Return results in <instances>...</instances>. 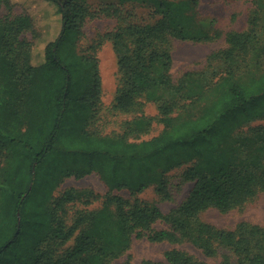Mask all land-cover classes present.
Returning a JSON list of instances; mask_svg holds the SVG:
<instances>
[{
    "label": "trees",
    "instance_id": "1",
    "mask_svg": "<svg viewBox=\"0 0 264 264\" xmlns=\"http://www.w3.org/2000/svg\"><path fill=\"white\" fill-rule=\"evenodd\" d=\"M52 1L62 16V29L46 44L44 61L36 64L33 43L21 36L36 29L33 19L3 12V7L11 9L15 3L0 0V264H114L135 239L144 236L151 241H190L206 256L220 255V264H264V225L241 221L229 229L200 217L209 208L222 212L241 208L264 193V125L251 127L235 144H228L243 125L264 117V72L245 82L226 76L218 96L199 114L175 120L171 113L178 102L162 100L158 89L180 91L193 75L186 73L173 82L171 40L209 41L219 33L213 20L200 16L202 0H153L154 8L147 14L127 12L126 25L114 35L129 41L126 53L119 55L122 85L114 107L142 110L146 101H155L164 128L140 142L95 135L84 125L92 113L91 96L99 90L100 76L96 66L76 50V39L70 38L87 17L123 15V8L107 3L91 10L85 0ZM259 21L254 11L248 30L227 34L228 46L220 54L228 64L257 42ZM68 39L71 45L66 44ZM73 56L87 61L82 81L71 73ZM157 62L162 63L163 72L154 76ZM71 113L82 117V135L102 137L92 142L86 135L80 149L98 152L102 148L114 156L110 162L102 161L98 171L111 188H128L136 194L156 183L158 191L168 195L162 174L190 163L184 179L194 184L187 197L164 214L155 204L109 192L101 211H79L70 223L68 207L76 201V193L65 191L50 204L53 192L32 191V181L35 167L64 150ZM133 122L138 127L151 125L144 114ZM81 162L76 164L78 175L92 172L81 170L85 165ZM110 205L115 206L113 227L98 225L96 233L91 231L96 229L92 223L109 215ZM158 220L169 227L156 229ZM74 236V244L66 246ZM166 258L163 264H207L176 248ZM118 264H131V257Z\"/></svg>",
    "mask_w": 264,
    "mask_h": 264
},
{
    "label": "rangeland",
    "instance_id": "2",
    "mask_svg": "<svg viewBox=\"0 0 264 264\" xmlns=\"http://www.w3.org/2000/svg\"><path fill=\"white\" fill-rule=\"evenodd\" d=\"M91 10H95L107 3H117L123 8V15L87 17L82 23L75 37V48L88 59L100 76L99 90L95 96H91L92 113L84 129L95 135L124 137L131 142H140L158 135L164 128L159 114V106L155 101H146L142 110L122 111L114 107L118 86L122 85V74L119 71V55L126 53L129 41L115 38V33L126 25L128 20L127 12L134 11L139 15L147 14L154 8L153 0H85ZM14 7L8 9L3 7L2 11L12 17L29 16L33 19L37 29L26 30L22 38L33 43V60L39 64L45 58L46 44L56 39L62 29V16L58 12L57 4L52 0H13ZM258 11L260 21L257 25V39L249 48L239 52L231 64H228L220 51L228 46L227 34L231 31L248 30L251 25V16ZM199 13L202 18L213 20L219 36L209 41H192L172 39L170 48L173 54L171 69L172 80L178 83L186 73L193 76L188 80L182 90H175L173 87H159L158 94L162 100L175 102L176 108L171 116L181 121L199 114L202 108L211 103L220 92V82L226 76H233L238 81H249L253 77L264 72V0H202L199 6ZM72 28L67 29L70 32ZM36 35H39L38 37ZM66 44H70L69 39ZM67 46V45H66ZM62 45V47H66ZM71 73L77 75L78 81H82V73L86 67L84 61H79L73 56ZM163 72L161 62H157L152 69L154 76ZM232 74V75H231ZM87 81V80H84ZM92 92L90 89H86ZM92 93H95L93 91ZM144 114L151 119V125L138 127L135 120ZM72 122L67 120L65 139L62 144L64 150L52 153L42 163L35 167V174L32 181V191H39L44 194L53 192L50 204L54 198L60 197L65 191L73 190L76 201L68 207L70 223L76 218L79 211H101L105 207L106 195L109 192L123 196L124 198H140L149 203L157 205L164 214L171 213L177 208L189 194L194 182L184 179V172L190 163L173 168L162 174L166 180L168 195L159 192L156 183L136 194L128 188H111L98 172L100 163L104 160L110 162L114 157L112 153L101 148L97 151H82L81 143L86 141V135L93 139L89 133L82 135V117H74L71 113ZM264 125V117L253 120L243 125L237 133L229 138L228 144L233 145L239 138L249 133L251 127ZM80 132V133H79ZM64 135V132H63ZM81 148V149H80ZM85 163L81 170H92L89 173L79 174L80 169L76 166L78 161ZM79 165H82L83 163ZM2 165H0V168ZM1 172V171H0ZM160 174L161 169H156ZM115 206L108 208L109 215L103 218L97 226L113 227V215ZM202 220L212 223L218 227L232 229L241 221L264 225V193L259 194L255 199L246 203L241 208H235L222 212L218 208H209L200 214ZM156 229H167L169 224L164 220H158L154 226ZM71 238L66 246L74 244ZM187 251L195 258L204 260L207 264H220L221 256H206L202 249L187 240L180 242L151 241L144 236L135 239L131 248L121 259L115 261L118 264L128 255L131 257V264H163L167 263L166 253L172 249Z\"/></svg>",
    "mask_w": 264,
    "mask_h": 264
}]
</instances>
